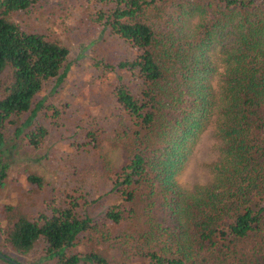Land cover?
I'll return each mask as SVG.
<instances>
[{
	"label": "trees",
	"instance_id": "1",
	"mask_svg": "<svg viewBox=\"0 0 264 264\" xmlns=\"http://www.w3.org/2000/svg\"><path fill=\"white\" fill-rule=\"evenodd\" d=\"M39 1L0 0V187L10 151L24 141L37 149L47 135L37 125L38 94L68 72L67 46L11 20ZM99 21L139 51L120 68L139 74L141 95L115 90L122 116L111 135L126 160L109 176L129 209L111 208L104 230L73 198L50 217L6 204L5 242L26 255L43 239L50 264H264V0H115ZM217 48L224 72L216 92ZM214 117L223 161L213 184L187 192L177 177ZM84 236L108 246L76 253Z\"/></svg>",
	"mask_w": 264,
	"mask_h": 264
},
{
	"label": "rangeland",
	"instance_id": "2",
	"mask_svg": "<svg viewBox=\"0 0 264 264\" xmlns=\"http://www.w3.org/2000/svg\"><path fill=\"white\" fill-rule=\"evenodd\" d=\"M114 8L115 0H40L11 18L25 32L43 34L70 51L62 84L58 85L57 79L47 81L36 98L44 105L37 125L47 130L46 137L37 149L24 141L10 151L8 176L0 187V252L20 264H50L42 261L47 243L42 239L26 255L15 252L3 234L6 204L20 206L33 216L50 217L53 208L64 209L73 198L77 212L92 217L104 230L110 224L107 213L111 208L129 209L123 197L114 192L109 176L113 167L126 160L111 145V135L122 116L115 90L124 85L139 97L142 79L137 72L120 68L123 62L136 60L137 48L111 32L105 21H99L102 13ZM197 23V19L192 20L189 26ZM220 58V48L211 52L210 59L218 68L210 77L216 92L224 72ZM15 131L16 126L8 127L10 137ZM94 133L104 141L100 148L91 137ZM222 146L214 117L177 177L185 191L193 193L215 182L223 161ZM30 176L42 178L44 185L33 184ZM107 246V241H90L84 236L74 251L88 254ZM0 264L7 263L0 260ZM134 264L142 263L137 260Z\"/></svg>",
	"mask_w": 264,
	"mask_h": 264
},
{
	"label": "water",
	"instance_id": "3",
	"mask_svg": "<svg viewBox=\"0 0 264 264\" xmlns=\"http://www.w3.org/2000/svg\"><path fill=\"white\" fill-rule=\"evenodd\" d=\"M0 259L9 263V264H20L14 260H12L11 258H9L8 256H6L5 254H3L2 252H0Z\"/></svg>",
	"mask_w": 264,
	"mask_h": 264
}]
</instances>
